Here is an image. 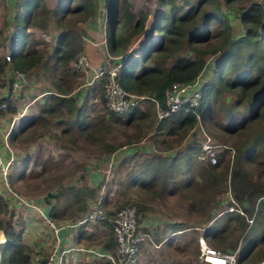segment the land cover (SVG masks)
<instances>
[{
	"label": "rangeland",
	"instance_id": "374dc122",
	"mask_svg": "<svg viewBox=\"0 0 264 264\" xmlns=\"http://www.w3.org/2000/svg\"><path fill=\"white\" fill-rule=\"evenodd\" d=\"M87 1L94 3L93 12L86 10L69 15L57 12L56 15L53 11L68 0H40L41 8L33 15L32 30L29 32L32 35L31 46L37 44L39 51L45 55L43 62L36 69L24 72L26 83L12 98H9L12 94L11 68H7V73L0 74V101L4 103L7 99L11 103L0 113V152L4 157L13 155L15 158L10 183L15 195L8 193L7 196L13 198L17 195L36 203L50 199L48 204L54 207V221L61 225L78 223L91 206L101 200L108 220L84 224L90 227L88 244L91 245L108 241L116 243L113 219L120 209L128 205L136 207L139 223L150 235L146 244L150 242L152 246L159 242L160 230L153 228L151 232L148 228V231L143 226L146 221L159 220L163 225L166 222L196 228L207 225L220 214L222 219L218 224L225 229L223 234L213 242L203 237L204 242L221 253H231L241 245L243 254L247 247L256 245L249 256L243 258L242 264L263 261L264 210L260 207L264 201V162L260 164L256 161L245 170L237 158L238 152L247 148L255 133L264 136V117L242 130L233 131L234 124L227 112L243 113L245 108H237L235 103H242L241 99L246 95L243 97L240 92L225 91L215 81L216 94L208 99L210 119L204 122L201 116V123L216 142L224 143L234 151V157L230 155L213 168L196 159L199 151L196 142L198 123L181 141L178 134L156 130L161 121L152 100H145L141 108L124 115L111 113L106 107L105 89L100 94L99 86L91 82L92 73L73 70L72 64L77 58L66 72L57 67L53 70L50 65L49 57L61 33L72 31L85 41L92 28L95 31L105 28L106 32L109 0H69L68 4ZM119 1V16L126 2L136 14L148 13L146 32L134 43L137 49L148 41L156 17L166 8L160 6V0ZM172 1L189 9V2L195 1L196 4L198 0ZM255 4L260 5L264 16V0H208L203 11H223L228 16L231 30L226 32L222 24L214 22L208 40L195 44L191 49L185 45L175 58H193L204 53L207 61L204 77L208 83L212 82L216 77L215 67L230 42L246 33L247 26L242 23L241 14ZM21 11L22 8H14L9 2L0 0L2 57L10 55L14 17ZM191 28L190 22L183 31ZM172 60L168 64L173 63ZM116 65V60L105 64L107 69ZM72 92L75 96L69 94ZM64 93L75 100L80 98L81 103L85 100V104H78L83 109L81 115L78 108L74 111L67 107L57 108L54 113L42 110L47 108L51 94L62 98ZM133 111L135 116L129 118ZM189 154L192 155L191 161L186 165ZM154 157L176 160L168 185H163L162 179L152 180V174L145 173L144 165ZM95 176L97 181H93ZM240 216L244 217V222ZM6 220L8 216H2V221ZM257 224L260 225L257 227ZM0 231V235L5 234ZM191 235L190 244L186 241H175L170 246L164 244L157 255H147L148 260L151 264H167L163 255H183L180 262L171 264H206L200 259L202 236L197 231L191 232Z\"/></svg>",
	"mask_w": 264,
	"mask_h": 264
},
{
	"label": "trees",
	"instance_id": "16d2710c",
	"mask_svg": "<svg viewBox=\"0 0 264 264\" xmlns=\"http://www.w3.org/2000/svg\"><path fill=\"white\" fill-rule=\"evenodd\" d=\"M207 1L198 0L196 4H194L195 1L189 2L187 4L191 8L185 9L184 6H177L172 0H160V6L166 9L159 12L156 17L149 31L148 41L135 49V41L146 32L148 13L140 12V14H136L126 2L121 16H119L120 1L109 0V16L106 22L107 51L109 56L121 59L122 66L119 69L118 80L128 93L146 96L149 100L155 99L164 107L166 102L165 93L173 83L193 80L205 70L207 61L204 53L193 58L187 56L175 58V54L185 45L191 49L195 44L208 40L212 32L211 25L214 22L222 24L226 32L231 30L228 16L223 11H203ZM68 2L60 3L53 13L58 12L59 14L69 15L71 13L86 12V10L93 12V9H95L94 3L91 1L76 5H72V3L69 5ZM13 7L22 8V11L14 17L15 29L11 33V44L9 45L11 60L7 61L6 56H0V74L7 73V68H11L13 71H31L36 69L45 57L39 51L37 44L33 43L31 46L30 38L32 35L28 31L33 25V15L41 8L40 0H23ZM240 17L242 23L247 26L246 33L244 36L230 42L228 49L215 67L216 77L212 82H207L208 84L204 87L202 103L199 108L203 121L209 120L210 106H208V99L216 94V82L225 91L240 92L243 97L246 95L241 99L242 103L239 101L235 103V107L243 106L245 108L243 113L239 111H236V114L230 111L227 112V116L234 124L233 131H236V129L242 130L248 124L264 117L263 11L260 5L255 4L248 11L243 12ZM190 22L192 28L183 31L184 26ZM155 34L157 37H155ZM83 43V38L72 31L61 33L49 57L53 70L57 67L61 72L68 71L71 63L83 52ZM114 60L117 63V59ZM169 60H172L173 63L168 64ZM107 77L108 75L104 74L97 83L100 94L104 90ZM247 93L250 95H247ZM63 95L65 97L59 98L56 97L57 95L51 94L47 108L43 107L42 110L47 113H54L57 108L67 107L70 111L78 108L73 96L68 97L69 94L66 93ZM4 103H6V109L7 106L11 105L7 99L4 100ZM78 111L81 115L82 109L80 108ZM246 112H248L247 115ZM135 114L136 112L133 111L129 118H133ZM242 115L243 117L239 119ZM197 123L198 121L194 115L180 111L162 120L156 126V130L159 132L167 130L168 134H178L182 141L189 131L197 126ZM196 142L199 144V137ZM191 156L189 154V157H186V165L191 161ZM237 160H240L241 167L245 170H248V167L254 165L256 161H259L260 164L264 162V136L262 133L254 134V138L247 148L241 153L238 152ZM207 166L218 167V165ZM175 167V159L169 161V159L154 157L144 165V170L145 173L152 174L150 176L152 180L162 179L163 185L164 183L168 185ZM141 181L143 180L141 179ZM163 189L165 188L163 187ZM9 203L5 195H0V230H3L6 234V241L0 244V264H33L31 251L23 241L22 231H17L15 228ZM261 204V207H259L263 211L264 201ZM262 213L264 214V212ZM2 216L4 218L8 216V220L3 222ZM240 218L244 222V217L240 216ZM259 225L257 224V227ZM223 231L220 233L211 232L206 235V238L210 242L218 240ZM0 233L2 232L0 231ZM1 239H3L2 234L0 235V243L2 242ZM115 246L116 243L114 242L104 243L105 249L110 251H114ZM255 246L250 245L243 254L241 253L238 259L240 264L244 262L243 258L249 256ZM40 264H44V262Z\"/></svg>",
	"mask_w": 264,
	"mask_h": 264
},
{
	"label": "built area",
	"instance_id": "2783aa9c",
	"mask_svg": "<svg viewBox=\"0 0 264 264\" xmlns=\"http://www.w3.org/2000/svg\"><path fill=\"white\" fill-rule=\"evenodd\" d=\"M4 1L14 6L23 0ZM6 59L10 61L11 55H6ZM121 66L122 63H119L114 66V68L107 69V66H103L95 69L85 53L80 54L72 64L74 71L83 73H89L90 71L94 73L95 78H99L104 74L108 75L104 86V99L108 110L115 115H124L132 110L141 108L144 101L148 99L146 96L128 93L122 87L118 80V73ZM11 74L12 94L9 98L15 96L16 92L26 83V75L24 72L11 70ZM206 82L203 71L193 80L173 83L165 93L166 102L164 107H162L157 100H151L156 104L160 121L180 111L190 113L196 117L198 121L197 135L199 137V151L196 155V159L201 164L216 166L230 155H232L233 158L234 151L226 144L216 142L201 123L199 108L202 103L203 90ZM5 108L6 103L0 101V113L5 110ZM14 161L15 158L13 155L4 157L0 152V177L6 190L10 194H14L10 186L11 167L14 165ZM16 196L14 197L22 204L40 210L39 206L35 205V203ZM100 201L101 200H98L91 206L84 218L76 223V226L108 220V215ZM47 222L55 227V223L50 221V219L47 218ZM113 226L116 246L115 250L109 255L112 264H138L141 249L143 245L147 243L150 236L139 223L136 207L128 205L120 209L114 216ZM200 246L202 250L200 259L206 264H238V259L241 254V245L231 253H221L209 247L202 237V239H200ZM47 264H61V260L54 252L49 257ZM258 264H264V260Z\"/></svg>",
	"mask_w": 264,
	"mask_h": 264
},
{
	"label": "crops",
	"instance_id": "0c3cea01",
	"mask_svg": "<svg viewBox=\"0 0 264 264\" xmlns=\"http://www.w3.org/2000/svg\"><path fill=\"white\" fill-rule=\"evenodd\" d=\"M92 29L88 32V38H85L83 50V52L90 59L92 66L95 69L98 67H103L105 64H110V61L114 59H117V63H119L121 59L113 58L108 54L105 28H103V31H95ZM31 30L32 27H30L28 31ZM10 72L11 69H9V74ZM91 73V82L97 85L99 78H95L94 73ZM69 94L72 95L73 92ZM79 100L80 98L76 99L78 109L81 108L78 104H85V100H83L82 103ZM163 132L166 131L163 130ZM97 180L98 178L95 176L93 181ZM7 194L8 192L0 177V195H5L7 200L10 202L9 207L13 214V222L15 219V228L17 227V231H22V238L24 243L31 251L33 264H40L42 262L47 264L49 257L54 252L59 256L61 264H112L109 258V255L112 251L105 249L104 243L98 245L88 244L89 237H91L89 233V225L76 226L75 223L69 225L56 224L53 218L54 207L48 204L50 199L48 201H40L39 203L28 200L39 206L40 211H38L37 209H33L22 204L15 197L9 198ZM47 218L55 223V227L51 226L50 223L47 222ZM221 219L222 215L219 214L207 225L196 228L193 226L186 227L177 223L171 224L165 222V225H163V223L159 220L146 221L143 226L146 227L147 230L149 228L151 232L153 231V228L156 229V231L160 230L161 238L157 239V241H159L158 243H153L155 246H152V244L149 242L143 247L138 264H151V261L148 260L149 257L147 255H157L158 252L164 247V244L170 246L173 245V242L175 241H186L187 244H190L192 241L191 232L197 231L200 233V236L204 237L205 239H207L206 235L210 234L211 232H222L223 228L221 225H219ZM5 237V234H2L3 239H1V244L6 241ZM182 258L183 255H163V261L167 264L178 263ZM238 264L240 263L238 262Z\"/></svg>",
	"mask_w": 264,
	"mask_h": 264
},
{
	"label": "clouds",
	"instance_id": "9594fccd",
	"mask_svg": "<svg viewBox=\"0 0 264 264\" xmlns=\"http://www.w3.org/2000/svg\"><path fill=\"white\" fill-rule=\"evenodd\" d=\"M119 63H122V62H119ZM119 63H118V64H119ZM197 136H198V135H197ZM0 244H1V243H0Z\"/></svg>",
	"mask_w": 264,
	"mask_h": 264
}]
</instances>
